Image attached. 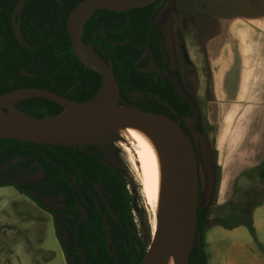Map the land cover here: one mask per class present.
Returning <instances> with one entry per match:
<instances>
[{
	"label": "trees",
	"instance_id": "trees-1",
	"mask_svg": "<svg viewBox=\"0 0 264 264\" xmlns=\"http://www.w3.org/2000/svg\"><path fill=\"white\" fill-rule=\"evenodd\" d=\"M82 1L25 0L14 12L19 0H0V94L37 89L78 106L96 99L103 79L73 52L67 27L70 12ZM166 2L154 0L122 11L93 10L81 38L86 49L111 68L120 105L170 118L189 136L196 152L185 121L194 120L192 129L200 132L198 109L179 73L169 69L163 33L155 21ZM12 105L34 118L64 111L40 96ZM112 159L118 166L110 163ZM132 181L112 144L92 139L36 144L0 137V187H13L53 216L67 264L143 261L149 239L140 235L136 223L135 214H142L144 208L131 189ZM250 209L244 218L230 223L216 219L213 224L250 226ZM211 221L207 210L199 207L187 264H208L205 232Z\"/></svg>",
	"mask_w": 264,
	"mask_h": 264
},
{
	"label": "crops",
	"instance_id": "crops-1",
	"mask_svg": "<svg viewBox=\"0 0 264 264\" xmlns=\"http://www.w3.org/2000/svg\"><path fill=\"white\" fill-rule=\"evenodd\" d=\"M209 2L208 8L219 13L218 32L205 40L188 32L189 75L183 77L184 69L174 71L198 109L201 130L195 137L204 144L208 169L218 174L217 199L231 200L241 186L248 193L249 176L261 188L251 205V225L226 229L239 237L230 243L233 255L220 257L217 251L207 257L208 264H237L234 252L264 248V0ZM192 138L196 148L198 141ZM196 156L198 160L197 148ZM205 243L215 252L208 231Z\"/></svg>",
	"mask_w": 264,
	"mask_h": 264
},
{
	"label": "rangeland",
	"instance_id": "rangeland-1",
	"mask_svg": "<svg viewBox=\"0 0 264 264\" xmlns=\"http://www.w3.org/2000/svg\"><path fill=\"white\" fill-rule=\"evenodd\" d=\"M209 3V0H167L156 17V24L163 33V46L168 56L169 69L172 71L184 69L182 70L184 78L189 75L185 52L188 32H195L201 40L214 36L218 32L219 13L212 7L208 8ZM1 109L7 111L6 107H1ZM185 123L189 128V134L198 141L196 148L201 181L199 207L207 208L212 218V225L206 232H209V238L215 245V252L208 250V247L205 251L209 259L217 254V251L221 252L220 257L227 258L233 255V251L229 252L231 251L230 243L233 240H239V237L231 236L227 228L213 224V222L220 219L230 223L247 216L246 213L257 201L255 195L261 188L257 182L253 183L254 176H249L248 180L251 183H248V193L241 186L231 200L217 199L219 195L218 174L208 169L209 160L204 157V144L200 136L195 137L194 129H192L194 120H186ZM92 140L102 142L104 145L115 146L118 149L120 160L126 164L129 173L133 176L134 185L131 189L140 197V204L144 208L142 214H135V219L140 235L149 239V249L157 232L145 201L142 185L130 162L129 151L121 145L118 137L104 136ZM88 141L91 139L81 142ZM110 163L116 166L119 164L115 159H112ZM243 207L245 209L242 210ZM240 238L244 239L243 236ZM263 251L264 248L257 245V252H253L252 248H245L234 252V255L237 264H264ZM0 264H67L56 236L53 216L13 187H0Z\"/></svg>",
	"mask_w": 264,
	"mask_h": 264
},
{
	"label": "water",
	"instance_id": "water-1",
	"mask_svg": "<svg viewBox=\"0 0 264 264\" xmlns=\"http://www.w3.org/2000/svg\"><path fill=\"white\" fill-rule=\"evenodd\" d=\"M24 1L25 0H19L18 4L14 8V12L21 8ZM110 1L112 3L107 4V3L99 2L97 0H84L79 4H77L72 9L67 21V27L70 35V40L72 43L73 52L86 67L94 70L95 72L101 75L103 79V84L100 92L102 91L106 83L110 86L112 90V96L108 106L93 107L92 105L95 100L88 106H78L57 95L43 92L37 89H20L8 93H3L0 94V97L17 92L30 91L35 93V95L28 97L40 96L53 100L54 102L60 104L64 108V111L53 116L34 118L25 115L23 113H20L19 111L14 109L12 104L17 100L13 102H9L8 104H6L5 107L8 110H13L18 114L26 118H29L30 123L28 124L27 130H23L19 126H9L5 124H0V137L22 141V142H31L36 144H54V143H72V142L82 143L81 141L83 140H87V139L90 140L93 138L104 137V136L90 137L85 139L73 140L69 142H61L60 139L69 136L70 134H72L73 132H75L76 130L80 129L83 126L104 122V121H130L147 126H153L165 131L167 134H169L172 137L175 144L180 150L184 164V169H185L186 187L189 194V200L182 212L179 222H177L175 225H173L171 228H169L159 237L156 236L154 238V240L150 245V248L147 251L145 258L140 264H156L157 261L167 252L168 249H170L177 241H179L187 232L192 230L188 240L189 242L187 244L188 245L187 261H188L190 247L193 244L194 236L196 233L197 210L199 207V195H200V178H199L198 160L194 147L189 139V136L176 122H174L170 118H167L162 115L146 112L134 107L120 105L119 104L120 89L111 68L105 65L104 63H102L96 57H94L86 49V47L82 43L81 34L80 37L78 38L74 27V23L77 19V16L79 12L83 9H90V13L96 9H109L115 11H122V10H129L137 7L146 6L151 2H153L154 0H144V1L143 0H110ZM12 24L13 26L15 24L14 15L12 16ZM81 33H82V29H81ZM82 47L88 52V54L94 60L98 62V64L89 62L84 58L81 52ZM49 96H53L54 98H56V100L49 98ZM37 124H45L49 128L43 134L36 135L35 127Z\"/></svg>",
	"mask_w": 264,
	"mask_h": 264
},
{
	"label": "bare ground",
	"instance_id": "bare-ground-1",
	"mask_svg": "<svg viewBox=\"0 0 264 264\" xmlns=\"http://www.w3.org/2000/svg\"><path fill=\"white\" fill-rule=\"evenodd\" d=\"M110 4V0H97ZM90 14V9L79 12L74 27L77 37H80L82 25ZM82 55L92 63L98 64L82 47ZM33 92H17L0 97V124L19 126L27 130L30 119L13 110L2 111L9 102L33 96ZM112 90L106 83L93 107H106L110 103ZM49 98L55 99L53 96ZM45 124H37L36 135L48 130ZM96 136L118 137L121 145L129 151L130 162L142 185L147 207L152 215L156 236L162 235L179 222L186 207L189 194L186 187V175L182 156L172 137L165 131L140 123L130 121H104L86 125L69 136L60 139L61 142L85 139ZM151 222V221H150ZM192 230L187 232L157 261L156 264H186L188 240ZM155 236V237H156Z\"/></svg>",
	"mask_w": 264,
	"mask_h": 264
},
{
	"label": "flooded vegetation",
	"instance_id": "flooded-vegetation-1",
	"mask_svg": "<svg viewBox=\"0 0 264 264\" xmlns=\"http://www.w3.org/2000/svg\"><path fill=\"white\" fill-rule=\"evenodd\" d=\"M166 4V3H165ZM15 25V24H14Z\"/></svg>",
	"mask_w": 264,
	"mask_h": 264
}]
</instances>
